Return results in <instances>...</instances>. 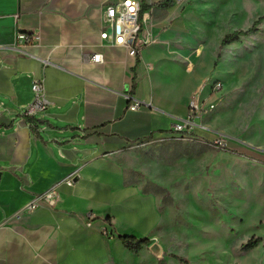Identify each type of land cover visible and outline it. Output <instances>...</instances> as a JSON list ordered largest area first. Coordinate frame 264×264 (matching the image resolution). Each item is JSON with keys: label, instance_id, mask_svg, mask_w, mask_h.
Returning <instances> with one entry per match:
<instances>
[{"label": "crops", "instance_id": "obj_1", "mask_svg": "<svg viewBox=\"0 0 264 264\" xmlns=\"http://www.w3.org/2000/svg\"><path fill=\"white\" fill-rule=\"evenodd\" d=\"M108 1L120 0H0V264L109 263L110 246L121 243L119 211L130 227L138 209L157 208L153 194L127 182L123 152L168 135L211 78L196 75L200 46H185L178 28L158 26L172 13L155 2L146 1L152 6L143 22L150 23L136 55L106 44L100 32ZM19 32L33 38L24 51ZM95 51L104 62L83 59ZM181 64L185 70L172 66ZM42 77L49 105L30 121L24 106ZM134 99L142 105L130 109ZM70 175L75 182L57 186L54 205L27 210L34 195Z\"/></svg>", "mask_w": 264, "mask_h": 264}, {"label": "rangeland", "instance_id": "obj_2", "mask_svg": "<svg viewBox=\"0 0 264 264\" xmlns=\"http://www.w3.org/2000/svg\"><path fill=\"white\" fill-rule=\"evenodd\" d=\"M159 7L172 16L158 26L178 28L185 46L202 48L196 75L211 77L202 98L215 107L200 119L228 144L194 136L130 145L121 156L126 180L153 194L157 208L138 209L130 227L120 210L116 225L150 241L138 253L116 241L111 261L100 263L264 264V0H175ZM237 30L251 31L222 44ZM215 81L223 87L213 95ZM251 238L258 245L243 250Z\"/></svg>", "mask_w": 264, "mask_h": 264}, {"label": "built area", "instance_id": "obj_3", "mask_svg": "<svg viewBox=\"0 0 264 264\" xmlns=\"http://www.w3.org/2000/svg\"><path fill=\"white\" fill-rule=\"evenodd\" d=\"M142 8L143 6L140 0L108 1L105 4L104 23L102 24L100 32L101 40L108 45L124 46L129 50L131 55H136L138 52L137 44L144 43V41L140 39V33L142 32L144 21ZM31 39L33 38L30 34L26 32H19L18 40L22 43L19 45V49L24 51ZM83 59L96 63H102L104 62V54L99 51L84 53ZM42 61L45 65H48L51 62L48 58H43ZM186 69L188 71H192V64L188 63ZM222 87L223 83L221 81H215L212 83L211 91L217 93L222 89ZM32 92L33 99L29 104H27L23 112L24 116L27 117L35 116L39 112H44L49 105V100L45 90L44 77L33 80ZM141 105V100L134 99L129 105V108L137 109ZM214 107L215 104L213 102H205V100L200 96V93L194 94L189 101L187 115L174 123L168 135L149 138L142 142V144L166 139H188L195 136L208 139L220 147L226 146L228 144L227 137L223 136L218 131L212 130L208 125L199 121L203 112L212 110ZM198 130L210 134L211 137L203 133H199ZM74 182L75 176L70 175L58 182V184L49 190L34 195L33 199L27 204V210H34L41 202L54 205L56 203L57 186L60 183L73 185ZM88 218V224H91L93 217L89 215Z\"/></svg>", "mask_w": 264, "mask_h": 264}, {"label": "trees", "instance_id": "obj_4", "mask_svg": "<svg viewBox=\"0 0 264 264\" xmlns=\"http://www.w3.org/2000/svg\"><path fill=\"white\" fill-rule=\"evenodd\" d=\"M175 0H159L158 2H155L152 5H158V6H169L171 5ZM151 4H143V12L148 9L149 7L152 6ZM258 23V21L255 22V24ZM252 30V29H251ZM251 30H248L246 32H249ZM243 30H237L232 34H227L223 41L222 44H225L229 41H233L235 38H238L240 34L246 33ZM29 120H32V117H29ZM119 240L121 243L131 252L138 253L145 245H147L150 241L148 237H137L136 235L133 234H119L118 236ZM259 243V239L251 238L246 244L243 245V250L248 251L255 246H257ZM184 260V259H183ZM186 261V260H184Z\"/></svg>", "mask_w": 264, "mask_h": 264}, {"label": "water", "instance_id": "obj_5", "mask_svg": "<svg viewBox=\"0 0 264 264\" xmlns=\"http://www.w3.org/2000/svg\"><path fill=\"white\" fill-rule=\"evenodd\" d=\"M0 175H1V172H0Z\"/></svg>", "mask_w": 264, "mask_h": 264}]
</instances>
